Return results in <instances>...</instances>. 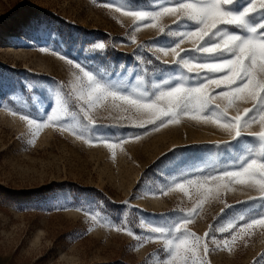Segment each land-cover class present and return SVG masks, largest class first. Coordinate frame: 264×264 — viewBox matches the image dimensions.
Returning <instances> with one entry per match:
<instances>
[{"label": "rangeland", "instance_id": "rangeland-1", "mask_svg": "<svg viewBox=\"0 0 264 264\" xmlns=\"http://www.w3.org/2000/svg\"><path fill=\"white\" fill-rule=\"evenodd\" d=\"M248 3L236 0L229 7L242 10ZM172 6L167 0H0V254L16 264H164L168 257L163 239L136 237H146L150 226H171L196 207L204 199L205 177L237 170V161L250 154L260 158L256 137L233 139L234 133L212 122L215 118L181 115L179 122L148 126L146 131L124 126L148 114L137 113L123 101L102 97L88 108L86 100L78 99L77 77L83 73L76 63L101 82L134 89L137 97L152 94L153 85L165 90L177 82L194 86L193 74L173 63L175 54L159 51L177 43V51L201 45L196 38L183 37L181 42L176 35L195 31L194 22L176 15L137 22L125 14ZM250 16L254 25L264 22L262 14ZM225 27L248 34L246 29ZM208 39L220 42L219 37ZM101 42L105 49L97 47ZM181 56L192 64L207 60L192 51ZM57 92L65 112L57 109ZM216 103L235 116L253 102L231 107L223 99ZM85 110L99 127L89 126L82 134L75 125L87 122ZM53 111L63 119L47 123L35 135L22 118H46ZM204 115L211 117V111ZM117 124L121 126L112 127ZM262 128L256 115L244 131ZM129 133L140 138L119 140ZM97 134L117 147L90 143ZM176 184H184L185 190ZM216 184L221 186L219 198L205 199L188 224L191 232L214 237L208 264H264V228L257 226L232 241L245 222L259 218L264 200H250L259 193L227 178L209 180L207 186Z\"/></svg>", "mask_w": 264, "mask_h": 264}, {"label": "snow or ice", "instance_id": "snow-or-ice-1", "mask_svg": "<svg viewBox=\"0 0 264 264\" xmlns=\"http://www.w3.org/2000/svg\"><path fill=\"white\" fill-rule=\"evenodd\" d=\"M167 2L174 6L162 7L158 12L133 11L125 14L135 17L137 22H144L149 18L158 21L164 15H176L178 19L194 22L195 31L176 33V35L181 37V42L183 37H193L202 41L201 45L190 50L180 49L177 51L180 48L177 43L175 47L159 49L164 55L169 52L175 54L177 59L173 63L183 65L189 73L193 74L194 86L186 87L183 82H177L175 86H169L165 90L161 85H153L155 91L152 94H141L137 97L134 94V89L129 92L127 87L121 86L119 83L101 82V79L94 76L92 72L85 71L79 63H76L75 68L83 73V77H77L80 92L78 99L86 100L87 107L92 108L102 97L110 96L113 100L123 101L137 113L148 114L147 119L140 118L139 123L124 126L139 127L147 131L148 126H151L152 129L164 127L174 121L179 122L178 117L181 115L192 114V119L199 118L208 121L215 118L212 119V122L220 124L230 135L234 133L233 139L251 135L260 141L259 159L250 154L237 161L235 165L237 170H223L220 175L205 177L204 185L201 186L204 199L199 200L196 207L183 214L178 222L171 226H150L147 229L146 237H136L138 241L163 239V251L168 257L164 264H208L207 254L212 250L209 243H215L214 237H211L210 232H205L201 237L188 229V224L202 209L205 199L219 198L221 195V186L216 184L215 188L208 187V181L211 180L215 183L227 178L229 183L236 182L259 193L258 197H250V200H264V128L256 133L244 131L256 115L264 125V22H257L254 25L250 16V14H262V18H264V0H249L247 6L242 10H233L229 7L236 0H191V2L167 0ZM143 26L148 27L149 25L145 23ZM225 26L246 29L248 34L231 33ZM210 37H219L220 42H212L208 39ZM97 47L105 49L106 45L101 42ZM187 51L196 53L198 57H206L207 60L192 64L181 56L182 52L186 53ZM69 63L72 61L69 60ZM163 63L168 64L169 62L165 60ZM84 78H86V83ZM164 84L167 85L168 81H164ZM210 86H214L212 90H210ZM217 99L226 100L228 107L238 105V102L244 100H251L253 103L252 107L245 108L242 114L229 116L227 107L217 104ZM56 105L59 111H66L63 96L59 92L56 94ZM207 111H211V117L204 115ZM237 111L239 113L238 107ZM196 113L200 115L197 116ZM84 114L87 122L83 124L77 122L75 125V128H78L82 134L87 133L89 126L99 127L97 121L88 115L87 110L84 111ZM22 118L28 121L34 135L47 123H59L63 119V117H57L56 111L46 118L30 119L28 115H24ZM41 120L43 122H40ZM118 126L121 125H112V127ZM139 138V134L129 133L119 137V140L123 142L127 139ZM108 139L106 136L97 134L89 142L106 143L108 147L115 149L117 144L108 143ZM175 186L185 190L184 184ZM261 209V212L258 213L259 218H251L250 222H245L240 231L232 236L233 242L238 237L243 238L241 233L250 235V230L257 226L264 228V205H261ZM96 219V216L92 217V220ZM239 219L244 220L245 218L240 216ZM230 226L234 227V225ZM116 230L121 231V227L117 226ZM128 235H133V233L128 231ZM224 244L227 246L228 242L225 241ZM216 247L219 248L220 245L217 244ZM228 250L230 251L231 248L229 247ZM260 261H264V255H261Z\"/></svg>", "mask_w": 264, "mask_h": 264}, {"label": "crops", "instance_id": "crops-1", "mask_svg": "<svg viewBox=\"0 0 264 264\" xmlns=\"http://www.w3.org/2000/svg\"><path fill=\"white\" fill-rule=\"evenodd\" d=\"M0 264H16L14 263L11 258H7L4 255L0 254Z\"/></svg>", "mask_w": 264, "mask_h": 264}]
</instances>
